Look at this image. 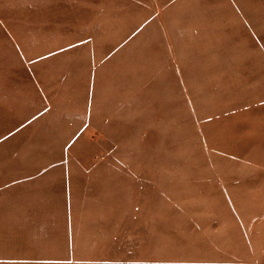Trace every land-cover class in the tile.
I'll list each match as a JSON object with an SVG mask.
<instances>
[{"label":"rangeland","instance_id":"obj_1","mask_svg":"<svg viewBox=\"0 0 264 264\" xmlns=\"http://www.w3.org/2000/svg\"><path fill=\"white\" fill-rule=\"evenodd\" d=\"M0 264H264V0H0Z\"/></svg>","mask_w":264,"mask_h":264}]
</instances>
